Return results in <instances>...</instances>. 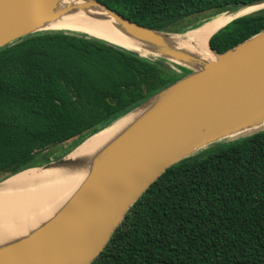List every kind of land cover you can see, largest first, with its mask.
<instances>
[{
  "label": "trees",
  "instance_id": "1",
  "mask_svg": "<svg viewBox=\"0 0 264 264\" xmlns=\"http://www.w3.org/2000/svg\"><path fill=\"white\" fill-rule=\"evenodd\" d=\"M96 1L137 25L184 33L264 0ZM263 29L264 9L178 51L206 62V49L223 53ZM184 75L80 32L0 49V182L56 160L50 150L72 140L65 156ZM91 264H264V131L168 168Z\"/></svg>",
  "mask_w": 264,
  "mask_h": 264
},
{
  "label": "water",
  "instance_id": "2",
  "mask_svg": "<svg viewBox=\"0 0 264 264\" xmlns=\"http://www.w3.org/2000/svg\"><path fill=\"white\" fill-rule=\"evenodd\" d=\"M50 3L0 0V49L36 33L65 31L42 28L46 20L58 17L49 15ZM261 4L264 1L253 5ZM89 8L101 10L116 30L150 51L147 56L161 59L185 75L106 127L149 106L96 155L84 182L51 220L0 249V264H91L128 210L168 168L222 141L264 131L257 130L264 125V29L223 53L209 48L215 59L202 62L168 46L167 38L185 32L137 25L96 0H83L71 10ZM190 62H198L201 69L186 64ZM74 150L35 168L61 164Z\"/></svg>",
  "mask_w": 264,
  "mask_h": 264
},
{
  "label": "bare ground",
  "instance_id": "3",
  "mask_svg": "<svg viewBox=\"0 0 264 264\" xmlns=\"http://www.w3.org/2000/svg\"><path fill=\"white\" fill-rule=\"evenodd\" d=\"M81 1L51 0L49 15H58V17L54 21L46 20L42 28L84 33L147 56V52L150 51L142 50V45L116 30L112 20L101 10L96 8L71 10L82 4ZM263 9L264 4L252 5L241 8L230 16L228 14L215 16L201 26L186 31L180 37L167 38L166 42L176 51L203 40H206L207 45L210 36L233 17ZM206 52L211 59L209 61H213L214 55L209 54L207 49ZM188 66L197 70L201 69L198 62ZM148 108L149 106H144L90 137L69 154L63 163L46 168L30 169L0 183V249L18 242L51 220L84 182L96 155ZM262 126L257 130L263 129L264 125Z\"/></svg>",
  "mask_w": 264,
  "mask_h": 264
},
{
  "label": "rangeland",
  "instance_id": "4",
  "mask_svg": "<svg viewBox=\"0 0 264 264\" xmlns=\"http://www.w3.org/2000/svg\"><path fill=\"white\" fill-rule=\"evenodd\" d=\"M147 57H151V56H147ZM183 70V69H182ZM183 72V71H182ZM232 141H228L227 143H225V141L221 142V143H217L216 145H212L208 148H205L203 150H200L199 152H197L195 155H193L191 158H194V159H201V158H204L208 155V153L214 149V148H217L218 145H222V144H228V143H231ZM71 145H72V140L70 141H67L66 143H63L59 146H57L56 148L54 149H51L50 150V153H53V157L58 160L61 158V156L68 150L71 148ZM52 161H55V160H52Z\"/></svg>",
  "mask_w": 264,
  "mask_h": 264
}]
</instances>
